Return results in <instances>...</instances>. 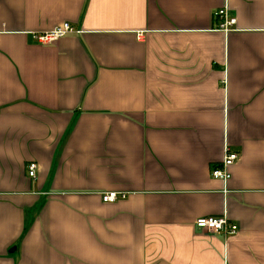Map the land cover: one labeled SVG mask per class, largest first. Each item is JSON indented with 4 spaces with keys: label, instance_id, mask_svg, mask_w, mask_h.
<instances>
[{
    "label": "crops",
    "instance_id": "crops-1",
    "mask_svg": "<svg viewBox=\"0 0 264 264\" xmlns=\"http://www.w3.org/2000/svg\"><path fill=\"white\" fill-rule=\"evenodd\" d=\"M0 264H264V0H0Z\"/></svg>",
    "mask_w": 264,
    "mask_h": 264
},
{
    "label": "built area",
    "instance_id": "built-area-1",
    "mask_svg": "<svg viewBox=\"0 0 264 264\" xmlns=\"http://www.w3.org/2000/svg\"><path fill=\"white\" fill-rule=\"evenodd\" d=\"M225 12V9H220L213 13L214 18L222 20V22L219 24V27L223 28L224 30L233 24V19L227 18ZM79 32L80 31H77L71 27L68 23H62L49 31L37 34L32 33L31 38L38 44L48 45L54 43L66 35L78 34ZM237 158L238 154L236 152L225 151L219 165L213 166L209 169V177L212 179H219L225 183V181L229 178L227 168L232 165L237 160ZM35 170L36 165L34 163H29L26 167L27 176L33 178L35 176ZM125 196L126 192L112 190L101 192L100 194V198L103 202H112L117 199H123ZM192 224L197 229L222 235L234 234L237 230V225L232 223L224 214L199 216L193 220Z\"/></svg>",
    "mask_w": 264,
    "mask_h": 264
}]
</instances>
